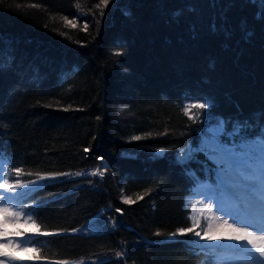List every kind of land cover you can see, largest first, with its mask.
<instances>
[{
    "label": "trees",
    "instance_id": "16d2710c",
    "mask_svg": "<svg viewBox=\"0 0 264 264\" xmlns=\"http://www.w3.org/2000/svg\"><path fill=\"white\" fill-rule=\"evenodd\" d=\"M99 3L0 0V59H15L0 74V145L23 169L10 182L40 184L23 198L40 202V231L62 233L40 237L32 256L43 259L24 264H99L83 257L116 250L108 264H200L192 233L169 234L193 225L187 198L217 165L203 152L186 166L176 156L221 119L227 132L259 124L262 0Z\"/></svg>",
    "mask_w": 264,
    "mask_h": 264
},
{
    "label": "snow or ice",
    "instance_id": "6c2138e0",
    "mask_svg": "<svg viewBox=\"0 0 264 264\" xmlns=\"http://www.w3.org/2000/svg\"><path fill=\"white\" fill-rule=\"evenodd\" d=\"M109 2L110 0H100L96 8L107 7ZM76 7L80 8V5L77 3ZM100 14L103 15V11ZM259 16L264 19V12L259 13ZM14 65V58L11 61L0 59V74L10 71ZM191 107L208 109L211 105L205 100ZM184 111L188 114L189 106H185ZM259 120L258 125L248 120L236 122L232 131L227 132L226 122L221 119L208 128L198 147L189 145L177 153L176 162L180 165L186 166L194 161L198 152L205 153L217 165L214 182L196 180L199 184L197 192L204 198L197 203L207 208L216 223L213 224L205 217L203 226L196 221L191 227H181L169 234L176 237L192 233L194 239L189 244L193 251L203 255L200 264H264V246L256 243L257 240H264V113H261ZM224 135L232 137L230 144L222 142L221 137ZM133 139L139 140L140 137ZM156 151L160 153L164 150ZM186 171L190 169L186 168ZM22 173L23 169L16 166L14 158L7 153L6 146L0 145V216L3 217L0 220V264H24L25 258L14 255L13 251H28L31 248L38 253L46 243L40 237L62 234L40 231L39 224L33 219L38 214L40 202L33 200L32 204H28L23 199L40 187L39 182H21L19 179L10 182L13 175L19 177ZM91 174L103 177V172L99 170ZM75 175L84 173L78 172ZM43 179L41 176L40 180ZM137 199H143V196H138ZM123 202L133 201L124 198ZM187 207L189 203L186 201ZM104 211L106 209H101V212ZM115 211L120 212L121 209L117 208ZM21 222L35 225V231H17L11 234L6 231V225L16 226ZM115 226L113 221L112 227ZM88 227L90 231H99L102 226L93 222ZM197 228L201 229L203 235L201 231H196ZM81 230L73 228L71 231ZM155 235L159 236L161 233L157 231ZM201 240L206 243L201 244ZM115 255L121 257L124 253L117 252ZM26 259L40 261L43 258L36 255ZM99 264H108V261L100 259Z\"/></svg>",
    "mask_w": 264,
    "mask_h": 264
},
{
    "label": "rangeland",
    "instance_id": "374dc122",
    "mask_svg": "<svg viewBox=\"0 0 264 264\" xmlns=\"http://www.w3.org/2000/svg\"><path fill=\"white\" fill-rule=\"evenodd\" d=\"M144 151L149 152V149H145ZM162 152L157 153V151L155 150V151H153L152 155H159ZM127 154L131 155L134 153H127ZM202 199H204V198L199 195V193L197 192V189L194 190V192L187 198V202L189 203L190 208H191L192 223L194 224L196 221H199L200 224L203 226V224L205 222V217H207L209 220L212 221L213 224H215L216 221L212 219V215H211V213L208 212L207 208H205L203 206V204L197 203L198 200H202ZM204 203H207V201L204 200ZM202 212H203V215H201ZM2 219H3V217L0 216V220H2ZM22 220H23V218H22ZM31 230H34V227L31 223H29L28 225H25L23 222H21L19 225H16V226H13L12 224L6 225V231L10 234L15 233L17 231H31ZM196 231H201V229L197 228ZM201 235H203L202 231H201ZM200 242H202L203 244L206 243L203 240H201ZM221 242L223 243V241H221ZM256 243L258 245L264 246V240H257ZM117 252H121V251L116 250V251L105 252V253L96 254V255H89V256L83 257V259H94V260L106 259V258H110V257H115L116 256L115 253H117ZM13 254L16 256H20V257H29V256L33 255V250H31V248H30L28 251H13Z\"/></svg>",
    "mask_w": 264,
    "mask_h": 264
},
{
    "label": "bare ground",
    "instance_id": "6f19581e",
    "mask_svg": "<svg viewBox=\"0 0 264 264\" xmlns=\"http://www.w3.org/2000/svg\"><path fill=\"white\" fill-rule=\"evenodd\" d=\"M162 153H163V152H162ZM162 153H161V154H162ZM210 160H211V159H210ZM211 161H212V160H211Z\"/></svg>",
    "mask_w": 264,
    "mask_h": 264
}]
</instances>
